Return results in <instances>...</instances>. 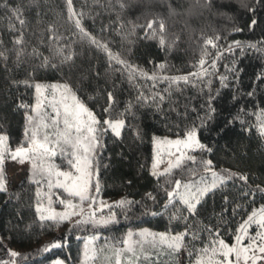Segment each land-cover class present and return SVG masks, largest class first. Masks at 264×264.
<instances>
[{
	"label": "snow or ice",
	"instance_id": "6c2138e0",
	"mask_svg": "<svg viewBox=\"0 0 264 264\" xmlns=\"http://www.w3.org/2000/svg\"><path fill=\"white\" fill-rule=\"evenodd\" d=\"M116 3L122 10L128 7L125 0H116ZM197 3L202 8L208 10L215 8L218 12L226 6L218 0H197ZM29 4L39 7L38 0H29ZM67 4L69 19L73 20L81 40H87L90 46L104 51L108 57L109 68L121 75L127 73L130 83L137 77L151 81L164 80L169 83V88L164 91L171 96V86L173 84L179 86L180 82H183L193 87L200 86L201 93L207 89L206 98L200 104L199 110L192 108L196 113V120L191 124H185L178 138L170 139L155 134L151 136L153 157L150 175L157 180L164 178L166 187L163 192L166 200L162 204L163 211L149 208L146 203L148 200L152 201L154 207L160 203L151 192L146 193L140 201L125 197L110 204L98 199L102 192L100 168L110 167V163L101 165V162L105 159L104 152L107 149L109 132L112 137L121 138L126 123L123 118H104V115L111 116L112 109L117 103L113 92H106L108 106L101 107V113L98 114L88 106L81 95L84 92V81L89 78L84 76L79 83H74L70 77L71 66L75 64L77 55L73 47L75 41L67 45H58L55 57L43 56L33 48L29 55L38 59L39 63L32 67L26 79L11 81L12 85L22 83L26 88L34 89L35 93L34 104L20 102L16 105V110H23L24 122L21 138L15 147L10 143V133L0 124V193L9 195L8 202L13 196L19 200V193H9L5 162L11 160L21 165L29 164V175L26 180L29 186L36 185L35 214L41 225L49 223L50 226L57 227L65 222L71 223L65 240L74 231H86L89 228L93 230L94 234L83 237L81 264H99L101 260L103 264H159L161 256L166 258L169 264H181L182 256L187 257L188 264H264V205L253 209L251 214L231 232L224 227V233L228 235L229 240L222 238L221 225L205 224L199 219L207 197L221 191L229 181L238 179L247 185L249 180L248 175L244 173L227 169L217 172L213 169V160L203 158L204 154L211 155L214 151L210 144L202 142L204 134L208 136L215 134L216 137L223 138L238 123L242 132L255 129L259 139L264 141V107L254 103L257 93L264 91V68L255 74L254 82L249 86L251 90H243L241 87L243 69L239 68L237 62V53L244 56L248 50L259 54L258 58L264 61V41L252 43L233 40L228 43L227 37L216 34L214 37L204 39L201 58L194 66L197 68L196 71L171 77H161L155 73L149 75L143 68L121 58L119 53H113L107 42L97 39L88 32L82 24L85 13H77L72 7V0H67ZM0 7L10 13V21L17 20L23 28L26 20L22 18L23 9L19 4L13 6L9 0H4ZM168 7L172 9L171 3ZM258 7H264V0H255V6L245 3L244 0H240L239 3V8L246 9L253 16ZM117 20L119 21V17ZM257 23L253 18L249 27ZM129 24L133 34L137 29H143L144 38L156 41L162 49H172L179 39V37L171 41L167 39L166 23L159 15L147 19L146 23L129 21ZM120 28H123L122 23ZM48 31L52 33L50 40L67 39L61 37L52 25H49ZM119 31L120 29H117L118 34ZM242 31L243 28L237 25L229 34ZM221 40L226 42L227 54L233 57L231 64L224 66L225 74H218V61L225 57V51L221 50L222 46L219 43ZM13 43L16 46L14 64L19 68L24 63L25 55L22 33ZM208 46L216 49L214 57ZM8 51L7 49L0 51V61L4 62L5 70L9 60ZM56 58L59 60L58 63L55 62ZM66 66L69 68L68 73L64 72ZM165 66L164 63L154 65L160 69H165ZM47 71L60 73L57 82H43L44 77L37 78V73ZM95 75L98 78L100 73L97 71ZM213 78L218 79L220 88L213 90ZM224 89H231L227 99L224 97ZM88 99L91 100L93 97ZM165 99V95L159 92L146 95L144 91H140L135 105L129 101L121 115H134L136 106L155 105L156 111H160V104ZM241 101L244 103L241 104ZM221 102L223 107H220ZM249 104L252 105V110L248 109ZM170 110L176 111V108ZM251 117H255L254 122L249 119ZM144 135L146 133L140 128L136 129L137 139L142 141ZM164 155L173 159H169L168 166L159 171ZM107 159L111 160L110 157ZM128 183L131 184V181ZM45 188L46 192L43 191ZM53 190H59V194ZM257 193L264 197V187L260 184H257L254 190L249 188L243 195L255 196ZM54 195L56 202L63 206L64 211L57 212L53 209ZM222 199L225 203L228 202L227 195H223ZM44 200L47 201L46 205L43 203ZM240 207L241 205L237 204L232 209L233 213ZM114 208L120 210L119 214L113 211ZM105 209L108 211L105 212ZM135 213L139 216L150 214L161 217L167 214L168 223L164 231H150L148 228L139 231L128 230L126 238L105 236L104 243L97 244L101 239L98 230L108 229L120 223L119 215L128 220L135 218ZM17 216L22 222V215L17 212ZM219 218L224 219V210L219 214ZM253 226L255 231L251 232ZM15 227L19 228V223ZM31 228L32 224H27L23 232H29ZM204 233L209 237L206 242ZM76 239L80 240L82 237L77 236ZM2 243L3 238L0 237V244ZM62 246L57 241L41 251L48 252L52 248ZM6 254L9 259H0V264H18L19 260L27 262L29 259L27 255L21 256L11 249H7ZM53 264L65 262L57 259Z\"/></svg>",
	"mask_w": 264,
	"mask_h": 264
},
{
	"label": "trees",
	"instance_id": "16d2710c",
	"mask_svg": "<svg viewBox=\"0 0 264 264\" xmlns=\"http://www.w3.org/2000/svg\"><path fill=\"white\" fill-rule=\"evenodd\" d=\"M3 2L4 0H0V4ZM38 2L39 7L29 4V0H9L11 5L19 4L23 9L22 18L26 20L23 28L17 20L10 21V13L0 7V51L9 50L7 70H5L4 62L0 61V124L4 125V129L10 133L11 145L15 147L16 142L21 138L24 122L23 110H16V105L20 102L35 103L34 89L26 88L22 83L12 85L11 81L26 79L32 67L39 63L38 59L29 55L33 48H36L43 56L55 57V49L58 45H67L75 41L73 47L77 55L75 64L71 66V80L79 83L81 77L89 78L84 81L82 98L87 101L93 111L100 114L101 107L108 106L106 92L112 91L117 103L112 109L111 116L104 115V118H123L126 121L121 138L116 139L109 132L107 149L104 152L105 159L101 165L110 163V167L105 169L101 166L100 168L101 196L115 203L125 197L140 201L146 193L151 192L160 203L154 207L152 201L148 200L146 203L149 208L163 211L162 204L166 200L163 192L166 187L164 178L157 180L150 175L153 157L151 136L155 134L159 137L178 138L185 124H191L196 120V113L192 111V108L199 110L200 104L206 98L207 89L201 93L200 86L193 87L191 84L185 85L180 82L179 86L176 84L171 86L172 95L169 96L164 91L169 88L167 81H151L137 77L130 83L127 73L121 75L109 68L108 57L104 51L90 46L87 40H81L73 20L69 19L67 0H38ZM218 2L226 5L219 12L215 8L212 10L202 8L197 0H125L128 7L123 10L120 9L116 0H72V7L77 13H85L82 19L84 27L97 39L107 42L113 53H119L121 58L143 68L149 75L155 73L157 76L171 77L187 75L197 70L194 66L201 58L205 38L220 34L227 37L228 43L233 40L252 43L264 41V7H258L253 16L246 9L239 8L240 0H218ZM244 2L255 6V0H244ZM169 3L172 9H169ZM154 15H159L165 20L169 41L179 37L175 47L170 50L160 48L156 41L145 39L143 29H137L134 34L131 32L129 21L146 23V20ZM253 18L258 23L249 27L250 20ZM121 23L123 28H120ZM49 25L54 26L61 37L67 39L50 40L52 33L48 31ZM237 25L242 27L243 31L229 34ZM101 29L105 30L101 31ZM117 29H120L119 34ZM21 33L25 55L23 65L17 68L14 64L16 46L13 41ZM219 43L222 46L221 50L225 51V57L218 61V74H225L224 66L230 65L233 57L226 52V42L221 40ZM208 47L214 57L216 49ZM258 57L259 54L253 53L252 50H248L244 56H239L237 53L238 66L243 69L241 73L243 90H251L249 86L254 82L255 74L264 68V61ZM55 62H59L58 58ZM161 63L166 65L165 69L154 67ZM97 71L100 73L98 78L95 75ZM64 72H69L68 66L64 68ZM59 76L60 73L52 71L37 73L38 79L45 78L43 82H57ZM213 81V90L220 88L218 79L213 78ZM140 91H144L146 95L155 92L165 95L166 99L160 104V111H156L155 105L136 106L134 115L122 116L129 101L135 105ZM230 91L231 89L223 90L225 99L228 98ZM88 97L93 99L89 100ZM243 103L244 101H241V104ZM254 103L264 107V91L257 93ZM173 107L176 111L170 110ZM220 107H223V102ZM248 109L252 110L251 104L248 105ZM185 112H187V119H185ZM249 119L254 122L255 117ZM137 128L146 133L142 141L136 138ZM202 142L210 144L214 149L213 154L203 156L204 159L213 160V169L219 172L227 169L247 174L249 177L247 185L238 179L229 181L221 191L207 197L199 217L205 224L221 225L222 238L229 240L228 235L224 233V227L231 232L243 219L247 218V215L251 214L253 209L264 205V197L259 193L255 196L243 195L249 188L254 190L257 184L264 187V141L259 139L255 129L242 132L241 126L237 123L227 136L218 138L215 134L211 136L204 134ZM108 157L111 158L110 161ZM9 161L5 162V172H8ZM57 162L60 161L57 160ZM128 181H131V184ZM35 192L36 185L29 186L25 179L16 187L9 189V193L20 194L19 200L13 196L8 202L9 195L0 193V237L3 238V243L0 244V259H9L6 251L11 249L20 253L21 256L29 257L27 262L19 260L18 264H53V261L57 259L68 264H81L83 237L93 230L89 228L86 231H74L65 240L71 223L65 222L57 227L50 226L49 223L41 225L35 214L37 199ZM223 195L228 196L227 203L222 199ZM237 204L241 207L233 213L232 209ZM222 210H224L223 220L219 218ZM113 211L118 214L120 212L116 208ZM17 212L22 215V222ZM134 217L125 220L122 215H119L120 223L108 229L98 230L102 235L100 244L104 243L105 236L126 238L128 230L137 231L148 228L156 232L164 231L168 223L167 214L161 217L150 214L139 216L135 213ZM18 223L19 228H16ZM27 224H32V228L29 232H23ZM250 231L254 232L255 226ZM77 236H82V239L77 240ZM203 237L205 242L209 239L207 233H204ZM57 241H60L63 246L52 248L48 252L41 251ZM159 264H169V262L161 256ZM181 264H188L186 256L181 259Z\"/></svg>",
	"mask_w": 264,
	"mask_h": 264
},
{
	"label": "rangeland",
	"instance_id": "374dc122",
	"mask_svg": "<svg viewBox=\"0 0 264 264\" xmlns=\"http://www.w3.org/2000/svg\"><path fill=\"white\" fill-rule=\"evenodd\" d=\"M123 131V130H122ZM170 139H176V138H172V137H168ZM169 159H173L172 157H169L167 155H164L163 156V160H162V163L159 165V168L158 170L159 171H163L167 166H168V161ZM7 167L9 168L8 169V172H6V175L8 177V180H9V189L13 188V187H16L17 185H19L20 183H22L29 175V169H30V165L25 163L24 165H20L19 163L17 164H14L12 163V161L10 160L9 163H7ZM215 171H217L216 169H214ZM219 172V171H217ZM44 192L47 191V189L45 188L43 190ZM55 193L59 194V191L58 190H53ZM98 199H103L105 202L107 203H110V204H114V201L112 200H107V199H104L101 194L100 196L98 197ZM53 201L54 203L52 204V207L55 211L57 212H62L64 211V208L62 205H60L58 202H56V196L54 195L53 196ZM43 203L46 205L47 204V201L44 200ZM61 206V207H59ZM86 207V211H87V206ZM108 210L105 209V212H107ZM75 219V218H74ZM141 230V229H140ZM139 231V230H137ZM152 231V230H150ZM99 232V231H98ZM94 234L93 231L90 232V234H87L85 235L86 237L89 236V235H92ZM99 234L101 235V233L99 232ZM102 236V235H101ZM82 237V236H81ZM60 242V241H59ZM61 243V242H60ZM62 244V243H61ZM97 244L98 245H101L100 244V241H97ZM51 250V249H50ZM181 259H183V256L181 257ZM65 264H68L65 262ZM99 264H103V261L101 260L99 262Z\"/></svg>",
	"mask_w": 264,
	"mask_h": 264
},
{
	"label": "crops",
	"instance_id": "0c3cea01",
	"mask_svg": "<svg viewBox=\"0 0 264 264\" xmlns=\"http://www.w3.org/2000/svg\"><path fill=\"white\" fill-rule=\"evenodd\" d=\"M12 163L17 164V162H15V161H12ZM20 165H21V164H20Z\"/></svg>",
	"mask_w": 264,
	"mask_h": 264
}]
</instances>
